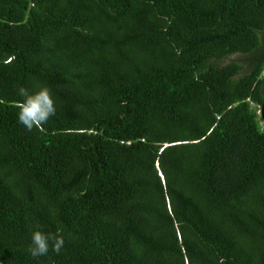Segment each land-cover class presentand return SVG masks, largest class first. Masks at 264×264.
Returning a JSON list of instances; mask_svg holds the SVG:
<instances>
[{
  "label": "trees",
  "instance_id": "obj_1",
  "mask_svg": "<svg viewBox=\"0 0 264 264\" xmlns=\"http://www.w3.org/2000/svg\"><path fill=\"white\" fill-rule=\"evenodd\" d=\"M0 264H264V0H0Z\"/></svg>",
  "mask_w": 264,
  "mask_h": 264
},
{
  "label": "clouds",
  "instance_id": "obj_2",
  "mask_svg": "<svg viewBox=\"0 0 264 264\" xmlns=\"http://www.w3.org/2000/svg\"><path fill=\"white\" fill-rule=\"evenodd\" d=\"M17 94L23 99L18 103V122L28 131L34 128L39 129L49 119L56 115V102L51 89L45 85L35 92H30L21 86ZM65 244L62 229L56 233L44 232L40 225H37L31 232V243L28 246V253L33 259L46 256L51 250L59 254Z\"/></svg>",
  "mask_w": 264,
  "mask_h": 264
}]
</instances>
